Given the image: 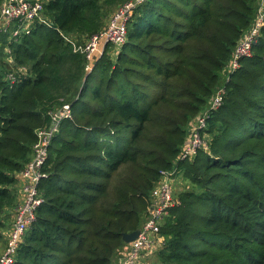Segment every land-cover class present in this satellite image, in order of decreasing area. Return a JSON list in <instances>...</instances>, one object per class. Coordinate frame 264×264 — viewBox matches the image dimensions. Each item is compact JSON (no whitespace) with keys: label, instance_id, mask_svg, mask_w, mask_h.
Instances as JSON below:
<instances>
[{"label":"trees","instance_id":"obj_1","mask_svg":"<svg viewBox=\"0 0 264 264\" xmlns=\"http://www.w3.org/2000/svg\"><path fill=\"white\" fill-rule=\"evenodd\" d=\"M130 1L44 0L52 26L37 20L17 36L19 22L0 29V250L37 131L69 104L39 185L45 201L16 264H119L124 234L142 226L162 171L176 161L186 182L155 261L264 264V28L253 55L228 71L259 0L145 1L126 42L107 44L88 71L65 36L85 42ZM222 86L203 131L209 151L180 160L191 125Z\"/></svg>","mask_w":264,"mask_h":264},{"label":"built area","instance_id":"obj_2","mask_svg":"<svg viewBox=\"0 0 264 264\" xmlns=\"http://www.w3.org/2000/svg\"><path fill=\"white\" fill-rule=\"evenodd\" d=\"M145 1L148 0H132L125 4L109 19L108 26L104 31L91 36L83 43L73 37L65 36L75 52L85 54L89 61L88 71L93 69L96 55L101 53L107 44L122 46L126 42L127 25L133 11ZM43 11L44 0H3L0 3V29L7 31L14 27V22H19L20 25L13 29V35L17 36L22 31L28 30L30 25L37 20L52 26V22L44 16ZM263 28L264 0H259L254 22L236 47L229 64L230 71H235L240 67L244 57L253 55V47L259 41ZM10 78L12 81L15 80L13 74H10ZM225 92L226 88L220 87L208 106L191 125L189 139L180 152V160L193 159L201 149L209 151L207 136L203 131L207 127V119L211 112L222 105ZM71 116V105L66 104L59 111L52 113L53 121L57 120L53 128L50 125L49 128L37 131L38 140L33 147L32 159L18 174L20 199L14 209V222L9 229L6 247L0 254V264H16L17 253L26 232L35 221L38 208L45 201L39 185L46 177L43 169L49 157L50 145L53 137L59 131L60 120ZM182 178L183 174L177 161L170 169L162 171L161 179L151 194L148 216L140 227L137 238L129 243L128 248L119 259V264H159L155 258L165 239L160 232L161 225L170 211L180 203L177 197V185Z\"/></svg>","mask_w":264,"mask_h":264},{"label":"rangeland","instance_id":"obj_3","mask_svg":"<svg viewBox=\"0 0 264 264\" xmlns=\"http://www.w3.org/2000/svg\"><path fill=\"white\" fill-rule=\"evenodd\" d=\"M117 48H120L121 46L120 45H117L116 46ZM105 49H106V47L104 48V50L101 52V53H98L97 55H96V57H95V59H94V61H96L99 57H101L104 53H105ZM228 71H230V69H228ZM231 72V71H230ZM228 79H229V76H228ZM95 82H96V76L95 75H93L91 78H90V80H89V82H88V84H87V92H88V95L91 93V90H92V88H93V86H94V84H95ZM59 132V131H58ZM186 182V181H185ZM185 182H184V179L182 178V180L179 182V184L177 185V191H179L180 189H183L184 188V185H185ZM19 202V201H18ZM18 202H17V204H18ZM13 219H14V212H13ZM14 222V221H13ZM8 237V236H7ZM5 245V244H4ZM3 245V246H4ZM6 247V246H5ZM3 250H4V248H3ZM3 250H0V254H1V252L3 251Z\"/></svg>","mask_w":264,"mask_h":264},{"label":"water","instance_id":"obj_4","mask_svg":"<svg viewBox=\"0 0 264 264\" xmlns=\"http://www.w3.org/2000/svg\"><path fill=\"white\" fill-rule=\"evenodd\" d=\"M56 123H57V120L53 121L52 124H51V127L53 128L56 125ZM139 233H140V228H137V229H135L132 232L125 233L124 234V240H125V242L131 243L133 240H135L137 238V236L139 235Z\"/></svg>","mask_w":264,"mask_h":264},{"label":"crops","instance_id":"obj_5","mask_svg":"<svg viewBox=\"0 0 264 264\" xmlns=\"http://www.w3.org/2000/svg\"><path fill=\"white\" fill-rule=\"evenodd\" d=\"M17 199H18V201H19V199H20V183H19V186H18V193H17ZM3 250V249H2ZM4 251V250H3ZM2 251V252H3ZM1 252V253H2Z\"/></svg>","mask_w":264,"mask_h":264}]
</instances>
